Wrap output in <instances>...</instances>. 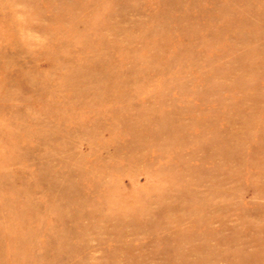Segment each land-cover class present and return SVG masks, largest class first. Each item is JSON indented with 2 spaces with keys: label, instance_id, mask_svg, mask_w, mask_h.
<instances>
[{
  "label": "rangeland",
  "instance_id": "obj_1",
  "mask_svg": "<svg viewBox=\"0 0 264 264\" xmlns=\"http://www.w3.org/2000/svg\"><path fill=\"white\" fill-rule=\"evenodd\" d=\"M0 264H264V0H0Z\"/></svg>",
  "mask_w": 264,
  "mask_h": 264
}]
</instances>
